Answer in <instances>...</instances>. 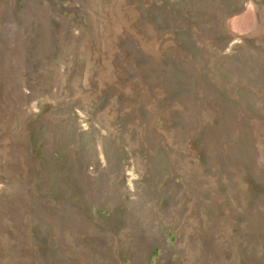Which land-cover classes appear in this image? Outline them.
I'll use <instances>...</instances> for the list:
<instances>
[{"label":"rangeland","instance_id":"rangeland-1","mask_svg":"<svg viewBox=\"0 0 264 264\" xmlns=\"http://www.w3.org/2000/svg\"><path fill=\"white\" fill-rule=\"evenodd\" d=\"M0 264H264V0H0Z\"/></svg>","mask_w":264,"mask_h":264}]
</instances>
